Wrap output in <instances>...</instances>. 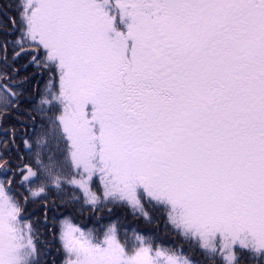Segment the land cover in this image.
Returning <instances> with one entry per match:
<instances>
[{
	"label": "snow or ice",
	"instance_id": "snow-or-ice-1",
	"mask_svg": "<svg viewBox=\"0 0 264 264\" xmlns=\"http://www.w3.org/2000/svg\"><path fill=\"white\" fill-rule=\"evenodd\" d=\"M0 264H264V0H0Z\"/></svg>",
	"mask_w": 264,
	"mask_h": 264
}]
</instances>
